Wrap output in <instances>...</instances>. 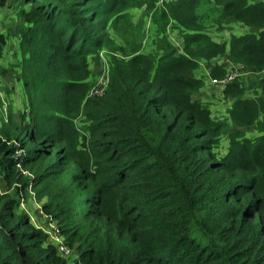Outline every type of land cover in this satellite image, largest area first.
<instances>
[{
  "label": "trees",
  "instance_id": "obj_1",
  "mask_svg": "<svg viewBox=\"0 0 264 264\" xmlns=\"http://www.w3.org/2000/svg\"><path fill=\"white\" fill-rule=\"evenodd\" d=\"M157 1L10 4L11 70L27 114L4 115L0 97V264H264V0ZM135 9L152 15L162 52L141 49ZM168 19L180 52L167 42ZM229 21L247 31L222 43L208 35ZM102 51L108 84L91 98L89 68ZM220 56L250 73L220 89L225 121L197 98L205 84L192 74L205 60L222 77L209 66ZM29 190L72 262L20 210Z\"/></svg>",
  "mask_w": 264,
  "mask_h": 264
},
{
  "label": "rangeland",
  "instance_id": "obj_2",
  "mask_svg": "<svg viewBox=\"0 0 264 264\" xmlns=\"http://www.w3.org/2000/svg\"><path fill=\"white\" fill-rule=\"evenodd\" d=\"M170 0H158L154 3V7L157 9H162L163 5H167ZM13 0H9L8 5L5 7L0 8V34L4 37V43L0 42V67L6 69L5 75H0V97L5 102L4 109L6 113L8 112V107H10V111L14 112V117L19 119L20 113L24 110V97H23V91L22 87L19 84V78L18 73L14 70H11L13 61H15V57L17 56L16 52V46L15 42L16 39L13 36L11 30L14 28L16 21L15 12L13 11L12 7H10V4H12ZM142 9L141 10H132V22L135 26L138 28H143V31H145V38L142 42V47L144 52L150 53V51H161V46L163 42L162 34L157 30L156 22L153 21L152 15L150 16H142ZM167 22L169 25H167L166 28V39L167 42L175 48L178 52L182 50L181 48V40L179 38V35L177 31L172 28L171 20L168 19ZM226 28L224 30H218L217 28H211L209 30V34L216 42L222 43L226 42L230 36V34H241L247 29H245L243 26H241L238 23L229 21L226 25ZM115 43L121 45L123 42L120 41L118 38H114ZM124 45V43H123ZM104 52L102 51L100 55L102 56ZM108 55L110 56V53L108 52ZM219 58V57H216ZM221 61L224 60V56H220ZM205 61V60H204ZM199 60L198 63L202 64L203 67L207 68V63ZM215 61H211L210 64H213ZM107 67V65H106ZM199 67V65H198ZM89 70H91V75L89 77V82L95 81L96 78H98L103 71V64L102 66H99V64L91 63ZM193 75L199 77V79L204 80L205 86L208 85L207 78L202 73H198V70L193 71ZM246 82V80H245ZM204 87V86H203ZM211 88H217L214 86H209L208 88L204 87L203 89L199 91L197 94V98L201 101H204L207 106H209L211 115L214 118L220 119L225 121L228 117V109L230 108V102L228 101L222 102L223 100L219 99V93L220 89L219 87L216 89L215 92H210ZM206 90V91H205ZM216 94L217 97H213L212 95ZM1 103V102H0ZM228 103V104H227ZM1 106V104H0ZM2 110V109H1ZM22 110V111H21ZM21 119V118H20ZM228 126V125H227ZM231 126L228 127L227 132ZM246 135L248 137L258 135L256 130L247 131ZM226 141H227V134L222 135V137L219 140V143L217 144V150L219 151L220 155H223L226 151ZM0 191H4V186L0 183ZM33 192V191H32ZM34 193V192H33ZM30 195V194H29ZM30 196L26 199L25 203H23L20 207V210L29 211V218L30 216L33 217L36 224L39 225L38 227H43L47 224L46 221L43 220L38 210H36L31 202ZM41 204V203H40ZM72 259L69 261L71 262Z\"/></svg>",
  "mask_w": 264,
  "mask_h": 264
},
{
  "label": "built area",
  "instance_id": "obj_3",
  "mask_svg": "<svg viewBox=\"0 0 264 264\" xmlns=\"http://www.w3.org/2000/svg\"><path fill=\"white\" fill-rule=\"evenodd\" d=\"M105 53V52H104ZM104 53L102 56L100 55V66L103 64V71L101 72L102 74L95 79L94 83L91 85L89 92H88V97H99L104 94L106 91V87L108 84V68L106 65L108 64L107 60L104 58ZM213 61H215L213 64H210L209 66H221L225 70V73L222 77L216 78V77H211L210 76V68L203 67L202 64H199L200 70L202 71V74L207 78V83L208 86H214V87H219V89H223L225 85L229 84L233 80H239L243 79L245 77H248L250 74L245 66L239 63L232 62L229 60L227 57H224V60L221 61L220 57L215 58ZM264 73V72H263ZM5 102L3 103L2 106V112L4 115H6V111L4 109ZM24 113L27 114V111L24 109ZM25 175H29L28 172H22ZM30 198L32 200V204L36 210L40 213L41 217L43 218L44 221L47 222V224L43 227H38L39 229L43 230V232L47 236V243L50 244L54 249L57 250V253L62 257L67 260H71V262L76 258V254H74V251L72 249H69L67 246L64 245L63 243V238L61 236V233L57 226L54 224V222L49 219L47 216H45L42 211L40 210V203L35 200L34 193L32 190H29ZM24 200H22L19 204V206L23 205Z\"/></svg>",
  "mask_w": 264,
  "mask_h": 264
},
{
  "label": "crops",
  "instance_id": "obj_4",
  "mask_svg": "<svg viewBox=\"0 0 264 264\" xmlns=\"http://www.w3.org/2000/svg\"><path fill=\"white\" fill-rule=\"evenodd\" d=\"M200 71H201V70L199 69V72H200ZM201 72H202V71H201ZM205 87L208 88L209 86L206 85ZM205 91H206V90H205ZM215 91H216L215 88H211V89H210V92H215ZM222 102H225V100H223ZM3 103H4V101H3ZM228 103H229V102H228ZM228 103H227V104H228ZM31 202H32V201H31ZM25 213H27V214L29 215V211H28V212L25 211ZM30 222H31L34 226H36V227L39 226V225L36 224L35 220H34L33 217H31V216H30Z\"/></svg>",
  "mask_w": 264,
  "mask_h": 264
}]
</instances>
